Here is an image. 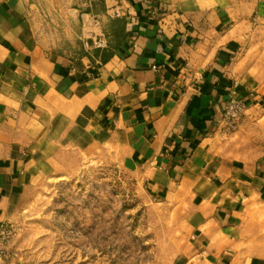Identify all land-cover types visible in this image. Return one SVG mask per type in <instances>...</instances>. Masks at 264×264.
<instances>
[{"label":"crops","instance_id":"1","mask_svg":"<svg viewBox=\"0 0 264 264\" xmlns=\"http://www.w3.org/2000/svg\"><path fill=\"white\" fill-rule=\"evenodd\" d=\"M115 5L136 14L133 30L107 14ZM86 7L41 36L29 0H0V221L14 219L27 187L65 175L66 153L84 152L136 176L177 229L175 249L156 264H264V154L242 155L236 132L210 134L229 96L264 107V77L249 69V49L264 45V0ZM101 29L105 47L79 48L77 36Z\"/></svg>","mask_w":264,"mask_h":264},{"label":"rangeland","instance_id":"2","mask_svg":"<svg viewBox=\"0 0 264 264\" xmlns=\"http://www.w3.org/2000/svg\"><path fill=\"white\" fill-rule=\"evenodd\" d=\"M29 2L41 36L60 32L71 24L72 10L86 11L89 4ZM76 38L82 48L83 37ZM61 45L68 49L73 44L64 38ZM249 54L250 71L264 77V45L251 47ZM233 132L230 141L249 160L264 154V107L258 97L238 128L222 136ZM58 169L65 175L27 187L14 219L0 221V264H156L175 249L177 229L159 215L137 177L117 163L69 152Z\"/></svg>","mask_w":264,"mask_h":264},{"label":"built area","instance_id":"3","mask_svg":"<svg viewBox=\"0 0 264 264\" xmlns=\"http://www.w3.org/2000/svg\"><path fill=\"white\" fill-rule=\"evenodd\" d=\"M109 16H122L125 18L126 24L128 25L129 31L133 30V25L137 23V16L134 13L131 12H124L123 8L119 5H115L112 7V9L107 12ZM151 18L154 20L159 21V31H161V22L160 19H158V16L153 13L151 14ZM96 22L100 23L99 19H96ZM188 37V32H182L180 35L181 39H185ZM82 49L83 50H90V49H98L105 47L107 45V38L105 35V31L102 29L94 34L93 36H86L82 39ZM136 42L132 41V45H135ZM158 63L152 64V67L154 69L158 68ZM181 75L183 78L184 83H189V81L192 79V71L189 66L186 64L183 65L181 68ZM257 98V97H256ZM253 98V95H249L248 97L240 96H229L226 100L223 109L221 111V115L219 117L217 126L214 131L210 132V134L215 133L216 131L219 132V134H226L229 131L235 130L238 128L239 121L243 115V113L246 111L249 105H251L252 101L256 99Z\"/></svg>","mask_w":264,"mask_h":264},{"label":"trees","instance_id":"4","mask_svg":"<svg viewBox=\"0 0 264 264\" xmlns=\"http://www.w3.org/2000/svg\"><path fill=\"white\" fill-rule=\"evenodd\" d=\"M75 51H76V48H75Z\"/></svg>","mask_w":264,"mask_h":264}]
</instances>
